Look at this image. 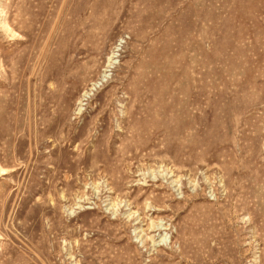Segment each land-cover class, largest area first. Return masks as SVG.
<instances>
[{"label": "rangeland", "instance_id": "rangeland-1", "mask_svg": "<svg viewBox=\"0 0 264 264\" xmlns=\"http://www.w3.org/2000/svg\"><path fill=\"white\" fill-rule=\"evenodd\" d=\"M0 134V264H264V0H0Z\"/></svg>", "mask_w": 264, "mask_h": 264}, {"label": "bare ground", "instance_id": "bare-ground-1", "mask_svg": "<svg viewBox=\"0 0 264 264\" xmlns=\"http://www.w3.org/2000/svg\"><path fill=\"white\" fill-rule=\"evenodd\" d=\"M2 22V21H1ZM8 23V22H7ZM4 27L8 30H10L8 28V26H6L4 24ZM11 32H13L12 30H10ZM118 42V40L116 41ZM116 42L113 44L107 58H106V64H105V68L101 71V73L99 74V82H102L103 79H105V75H106V72L107 70L111 68V63L113 62V58L115 57V53L118 51V47H119V44H120V41H119V44H116ZM113 65V64H112ZM97 80V79H96ZM89 86H92L93 88L97 86V82H94V83H91L89 84ZM99 86V85H98ZM88 90H91L90 88L89 89H86V91H84L82 93V95L80 96V98L78 99V103L77 105H80V101H83L84 99L87 98V91ZM29 103V102H28ZM78 109V108H77ZM1 135V134H0ZM1 168V167H0ZM2 169V168H1ZM155 241V240H154Z\"/></svg>", "mask_w": 264, "mask_h": 264}]
</instances>
